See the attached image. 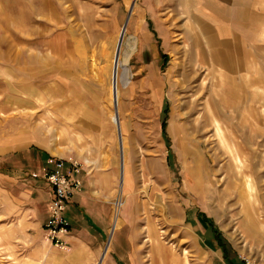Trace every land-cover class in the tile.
<instances>
[{"label":"rangeland","instance_id":"obj_1","mask_svg":"<svg viewBox=\"0 0 264 264\" xmlns=\"http://www.w3.org/2000/svg\"><path fill=\"white\" fill-rule=\"evenodd\" d=\"M236 1L218 31L184 0H0V264H25L44 169L85 156L93 264L264 263V0Z\"/></svg>","mask_w":264,"mask_h":264},{"label":"crops","instance_id":"obj_2","mask_svg":"<svg viewBox=\"0 0 264 264\" xmlns=\"http://www.w3.org/2000/svg\"><path fill=\"white\" fill-rule=\"evenodd\" d=\"M184 1L186 7V15L189 14L190 16L193 17V15L196 16L197 14V17H199L201 20L202 18L204 19L201 22L212 25L211 27L214 30L215 29H217L218 31L221 30V26H219L221 22H225V23L233 22L231 18L227 17L226 15L227 12L223 10L224 9L223 7L226 4L223 2V0H184ZM229 1H230V5L232 6H234V4H239L238 1H236L235 3L233 2V0H229ZM240 10L239 8H237L235 13L239 17L241 16ZM229 14H231V12ZM224 16L227 18H225ZM58 158H55L52 164L48 168L44 169V172L55 170L64 174L70 173L74 178L81 180L80 188H82L81 191L78 189L71 196L70 200L66 203L64 216L68 223V232L63 236V241L65 243V246L63 249L54 248L43 237L44 235L43 225L47 219V208H46V215L44 216V220L42 224L38 225L37 227L38 229L37 236H35V238H31L28 241V245H27L28 250L26 255L24 256L25 258L24 263L25 264L26 263L27 264H93L96 261L100 252V248H101L100 240L102 237V231L92 223L93 212L89 205H86V210L84 211L77 210L76 207L78 203L80 205H82V203L84 204L88 203L87 195L83 188L84 187L83 175L80 171L81 168L78 165H80L81 163L83 166L85 165L88 166L89 164L85 163V160L87 159L86 156L82 157L81 159L82 162L79 160V162H73L72 164H70L69 162H72L74 159L77 158L73 159V157H68L66 158V161L67 162L69 161L68 163H66L65 160L64 161L61 160L63 162V165L61 167H56V161L58 160ZM107 172L106 173L108 174V176L105 177L106 180H103L104 177L103 178L100 177L99 174L101 173L99 172V174L93 175L89 183L91 181L93 183L95 182V184L98 187L99 184H97L98 183L97 177L99 178V180L101 179L99 182L104 183L106 181L110 183L113 179V174L111 171H107ZM46 183L48 185L49 193L51 195L52 188L48 182ZM74 195H76L75 198H73ZM114 222L115 223H113L112 226L113 232L118 226V217H116V205H115ZM110 232H112V230H110Z\"/></svg>","mask_w":264,"mask_h":264},{"label":"built area","instance_id":"obj_3","mask_svg":"<svg viewBox=\"0 0 264 264\" xmlns=\"http://www.w3.org/2000/svg\"><path fill=\"white\" fill-rule=\"evenodd\" d=\"M62 165L61 160L56 161V167ZM43 178L52 188L47 205V219L43 225L44 236L52 247L63 249V236L68 232V223L64 216L66 203L81 187V180L74 178L70 173L64 174L55 170L45 171Z\"/></svg>","mask_w":264,"mask_h":264},{"label":"bare ground","instance_id":"obj_4","mask_svg":"<svg viewBox=\"0 0 264 264\" xmlns=\"http://www.w3.org/2000/svg\"><path fill=\"white\" fill-rule=\"evenodd\" d=\"M130 8V7H129ZM132 8V7H131ZM129 19V18H128ZM128 22V21H127ZM127 25V24H126ZM126 28V27H125ZM124 31H125V29H124ZM124 34V33H123ZM120 50V49H119ZM118 71L116 70V71H114V73H113V75H112V87H110L109 88V98L111 99V101H112V108H113V110H114V113H115V108H116V110H117V105H118V102H119V87H118V84H117V80H118ZM115 118H116V120H118L119 121V116H118V111H117V116L115 115ZM119 124V123H118ZM216 131L218 132V135H220L221 134V131H220V128H219V126H217L216 125ZM121 137V136H120ZM120 140H121V138H120ZM119 145H120V149H121V142L119 143ZM121 151H122V149H121ZM237 152V151H236ZM122 153V152H121ZM122 155V154H121ZM239 156V155H238ZM122 158V157H121ZM235 159V162H237V157H235L234 158ZM123 160H124V155H123ZM238 160H239V158H238ZM241 162V161H240ZM87 163H89V162H87ZM242 163V162H241ZM121 169H122V167H121ZM249 181V180H248ZM251 182V181H250ZM250 182H248V183H250ZM247 183V184H248ZM246 184V185H247ZM248 188V187H247ZM250 191H252L251 189H249ZM249 191V192H250ZM253 196V195H252ZM119 201V200H118ZM118 206H119V203H118V205H117V208H118ZM258 221H260V224H262V225H264V218H262V219H258ZM115 223V222H114ZM252 224V223H251ZM115 225V224H114ZM111 230H112V232H113V229L111 228ZM112 232H110L109 234V237L111 236L112 237ZM147 232H149V231H147ZM146 232V233H147ZM150 234V233H149ZM147 235H148V233H147ZM155 235V234H154ZM150 236V235H149ZM153 238V237H152ZM154 239V238H153ZM147 241L149 242V239H147ZM159 241H161V240H159ZM110 243V240H108V242H107V245H106V247H105V250H104V253H103V256H104V254L106 253V250H107V248H108V244ZM150 243V248L152 249V253L154 254V253H156V257H157V260H159L160 261V259L163 257V255H164V251L161 249V246L157 243H154V241H150L149 242ZM162 244V243H161ZM143 247V246H142ZM149 253V252H148ZM166 254V253H165ZM103 256L101 257V259H103ZM171 260L169 261L170 263H173V264H175L174 262V258L175 257H172V254H171ZM150 262H151V264H154V262H155V258H154V256H150Z\"/></svg>","mask_w":264,"mask_h":264},{"label":"water","instance_id":"obj_5","mask_svg":"<svg viewBox=\"0 0 264 264\" xmlns=\"http://www.w3.org/2000/svg\"><path fill=\"white\" fill-rule=\"evenodd\" d=\"M131 7L132 6H130V8H129V10H128V13H127V16H126V19H125V22H124V24H123V26H122V30H121V32H120V36H119V39H118V42H117V47H116V52H115V60H117V58H118V52H119V49H120V46H121V42H122V38H123V33H124V29H125V27H126V24H127V21H128V18H129V16H130V12H131ZM115 115L117 116V110H116V108H115ZM117 131H118V138H119V143H120V127H119V125L117 124ZM111 239V236L108 238V240H110ZM108 242V241H107Z\"/></svg>","mask_w":264,"mask_h":264}]
</instances>
